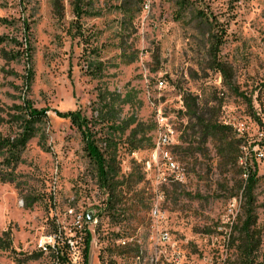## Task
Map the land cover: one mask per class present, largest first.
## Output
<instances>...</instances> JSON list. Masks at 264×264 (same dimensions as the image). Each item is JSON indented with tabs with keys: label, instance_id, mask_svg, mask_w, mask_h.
<instances>
[{
	"label": "rangeland",
	"instance_id": "obj_1",
	"mask_svg": "<svg viewBox=\"0 0 264 264\" xmlns=\"http://www.w3.org/2000/svg\"><path fill=\"white\" fill-rule=\"evenodd\" d=\"M81 1L0 0V264H241L246 168L264 264V0Z\"/></svg>",
	"mask_w": 264,
	"mask_h": 264
},
{
	"label": "trees",
	"instance_id": "obj_2",
	"mask_svg": "<svg viewBox=\"0 0 264 264\" xmlns=\"http://www.w3.org/2000/svg\"><path fill=\"white\" fill-rule=\"evenodd\" d=\"M75 1H76L75 4H73L74 13H77V15H79V13L81 12L82 1L81 0H75ZM216 51L218 50L216 49ZM218 70L222 73V75H224V77L226 76V70L222 64L218 65ZM184 104L187 113L194 118L196 117V121H198L197 124L199 123L204 124L203 120L198 117L199 112H198L196 100L190 96H187L185 98ZM31 115L33 118L36 119V121L42 119V117L40 116L42 114H37L36 112H33ZM70 119L72 121V124H75L78 127V129L82 131L81 126H78V121L80 120V116L74 114ZM85 128L86 131L82 133L85 142V152L87 153L88 157L94 164L100 189H107L109 186L108 183L109 178H108V166L106 164V160L103 156V153L98 149L96 143L93 141L92 135L90 133L87 124ZM206 129H207L206 133H216L219 132L221 128L218 126H211V127L209 126L206 127ZM11 147L12 144L9 141L0 140V152ZM242 174L243 176H246L245 188L242 193L244 200L245 221L241 226V230H240L241 238L239 240L241 244L237 248V252L240 255V259L242 261L241 264H248L251 261L252 256L259 250L260 242L259 240L256 239L255 234H253L255 232H252V228L256 224V217L254 216L255 211H254V198H253V191L256 183L255 174L252 172L250 168H246L245 170H243ZM90 242H91V236L88 234L86 238L83 264H87ZM0 248L4 249L5 251H10L11 248L10 241L4 244V246L0 245ZM59 253H61V248H57L56 254L58 255Z\"/></svg>",
	"mask_w": 264,
	"mask_h": 264
},
{
	"label": "built area",
	"instance_id": "obj_3",
	"mask_svg": "<svg viewBox=\"0 0 264 264\" xmlns=\"http://www.w3.org/2000/svg\"><path fill=\"white\" fill-rule=\"evenodd\" d=\"M159 85H160V87H163V83H160ZM170 143H171V140H170V132H169V135L166 134V135H163V136L160 138V140H159V144H158V146H157V150H156V152L159 151V146H160V145L166 147V146H169ZM156 152H155V153H156ZM165 157H167V155H165ZM167 167H168L170 170H172V171H175V170L177 169L176 166H175V163H174V162H171V161H168V163H167ZM168 239H169L168 234H163V235H162V240H163V241H167ZM52 243H53L52 240H48V242L42 244V246H41V247H42V250H43V251H47V248H48V247L51 248ZM55 247H58V243H57V245L53 246L54 249H55ZM49 248H48V249H49Z\"/></svg>",
	"mask_w": 264,
	"mask_h": 264
}]
</instances>
